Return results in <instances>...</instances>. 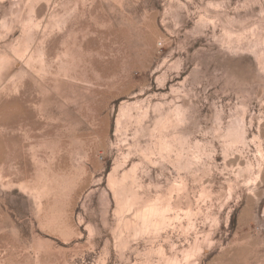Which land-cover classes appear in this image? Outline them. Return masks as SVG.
Returning <instances> with one entry per match:
<instances>
[{
	"label": "rangeland",
	"instance_id": "374dc122",
	"mask_svg": "<svg viewBox=\"0 0 264 264\" xmlns=\"http://www.w3.org/2000/svg\"><path fill=\"white\" fill-rule=\"evenodd\" d=\"M0 264H264V0H0Z\"/></svg>",
	"mask_w": 264,
	"mask_h": 264
}]
</instances>
